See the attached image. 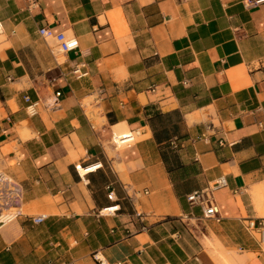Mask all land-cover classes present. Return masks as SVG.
I'll list each match as a JSON object with an SVG mask.
<instances>
[{
  "label": "crops",
  "instance_id": "0c3cea01",
  "mask_svg": "<svg viewBox=\"0 0 264 264\" xmlns=\"http://www.w3.org/2000/svg\"><path fill=\"white\" fill-rule=\"evenodd\" d=\"M36 2L0 0V172L21 211L0 264H264L247 229L264 219V0ZM121 128L137 135L118 149ZM220 177V220L202 218L186 196Z\"/></svg>",
  "mask_w": 264,
  "mask_h": 264
},
{
  "label": "built area",
  "instance_id": "2783aa9c",
  "mask_svg": "<svg viewBox=\"0 0 264 264\" xmlns=\"http://www.w3.org/2000/svg\"><path fill=\"white\" fill-rule=\"evenodd\" d=\"M27 3V8L32 9L37 5L36 0H25ZM39 34L45 38H53L59 49L63 53H69L77 50L78 42L74 37H66L64 34L60 33L57 35H52L50 31L43 28L39 30ZM72 75L75 79H80L84 76V74L80 73L78 67L72 69ZM60 96V92H56L54 94V100L52 102V106H56L58 104V98ZM25 102H29V98L25 96ZM33 105L28 107L29 113L34 115ZM136 133L134 136L132 133H129L126 139L121 138V142L125 141H133V138L136 137ZM113 143L117 146V142L114 137H112ZM130 141V142H132ZM227 186L226 180L223 177L218 178L211 186L204 190L194 191L186 196L187 202L191 206H197L202 211V218L205 219H213L216 221L220 220L219 210L217 205L213 200V192ZM147 194V191L143 192ZM107 198L112 201L113 193L110 191L107 195ZM115 207H113L114 209ZM112 209V208H111ZM115 211V209H114ZM113 211V212H114ZM21 215L20 211V191L18 185L9 177L7 174L0 172V226L5 225L7 223L15 221ZM136 217L140 220V215L136 214ZM42 220L41 217L37 218L35 221L40 222ZM144 229V228H142ZM247 229L253 231L257 237L258 243L261 246H264V219H257L255 221H249L247 224ZM95 259L99 262V264H104V262L99 259L96 255H94Z\"/></svg>",
  "mask_w": 264,
  "mask_h": 264
},
{
  "label": "bare ground",
  "instance_id": "6f19581e",
  "mask_svg": "<svg viewBox=\"0 0 264 264\" xmlns=\"http://www.w3.org/2000/svg\"><path fill=\"white\" fill-rule=\"evenodd\" d=\"M192 119H193V117H192ZM127 135H129V132L126 130V129H123V128H121V130L120 129H118V130H115V137H114V139H115V141L117 142V147H119V148H121V147H123L124 145H126V144H128V143H130V141H125V142H121L120 141V139L121 138H125L126 139V137H128ZM95 169H97V167H91V168H88V169H83V168H81V167H79L78 166V171L83 175V174H85V173H87V172H90V171H94ZM253 188H255V189H252L253 190V193L256 195V196H258V198H257V200H261L262 201V199H263V195H264V186L263 185H261V186H257V187H253ZM252 193V194H253ZM254 196V195H253ZM261 196H263L262 197V199H259V197H261ZM256 198V197H255ZM256 205H259V204H257L256 203ZM112 208V209H111ZM115 209V208H114ZM114 209H113V207H109V208H106V209H104L103 211H102V213H103V215L105 214V213H107L108 215H109V213H112L113 211H114ZM215 249V248H214ZM215 250H218L217 249V247H216V249ZM216 252H218V251H216ZM218 255H220V253H218ZM222 257L221 258H223V260L224 259H226V258H224V254L223 255H221ZM228 257H229V255H227ZM226 256V257H227ZM220 258V257H219ZM229 258H231V257H229ZM236 258V257H235ZM239 258V257H238ZM231 259H233L234 260V258H231ZM230 259V260H231ZM241 259V258H240ZM228 260V259H227ZM238 259H236V261H237ZM236 261H234V262H236ZM239 261V260H238ZM220 263H221V261H219ZM233 262V261H232ZM232 262L231 261H229V263L226 261V260H224V264H232ZM234 264V263H233ZM237 264V263H236Z\"/></svg>",
  "mask_w": 264,
  "mask_h": 264
},
{
  "label": "rangeland",
  "instance_id": "374dc122",
  "mask_svg": "<svg viewBox=\"0 0 264 264\" xmlns=\"http://www.w3.org/2000/svg\"><path fill=\"white\" fill-rule=\"evenodd\" d=\"M121 148H122V147H121ZM118 149H120V148L118 147ZM263 196H264V195H263ZM263 196L259 197V199H262ZM257 198H258V196H256V198L254 197V200H255L257 203H259L258 207H260L261 204H264V197H263L262 201H261V200H260V201L257 200ZM261 207L264 209V206H261ZM260 216H261V217H264V211L260 213Z\"/></svg>",
  "mask_w": 264,
  "mask_h": 264
}]
</instances>
